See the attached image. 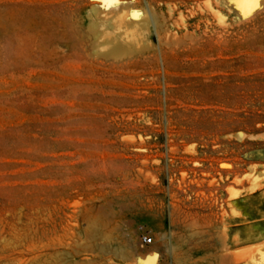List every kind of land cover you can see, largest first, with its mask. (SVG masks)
Masks as SVG:
<instances>
[{
	"label": "rangeland",
	"instance_id": "374dc122",
	"mask_svg": "<svg viewBox=\"0 0 264 264\" xmlns=\"http://www.w3.org/2000/svg\"><path fill=\"white\" fill-rule=\"evenodd\" d=\"M153 262L264 264V0H0V264Z\"/></svg>",
	"mask_w": 264,
	"mask_h": 264
},
{
	"label": "bare ground",
	"instance_id": "6f19581e",
	"mask_svg": "<svg viewBox=\"0 0 264 264\" xmlns=\"http://www.w3.org/2000/svg\"><path fill=\"white\" fill-rule=\"evenodd\" d=\"M106 1V0H105ZM107 1H109V0H107ZM243 5H245V4H243ZM209 8V7H208ZM245 8V7H244ZM93 11V10H92ZM97 16V15H96ZM93 17V16H92ZM93 21H91V23H92ZM95 22V21H94ZM106 23V22H105ZM91 26H90V30L92 31V32H95L96 30H97V28H96V24L95 23H92V24H90ZM88 29V28H87ZM133 41V40H132ZM110 42V41H109ZM112 43V42H111ZM129 45V44H128ZM131 45V44H130ZM123 48V47H122ZM121 49L120 48H118V47H116L113 51H112V55L114 56L115 54H120L121 53ZM215 180V179H214ZM213 180V181H214ZM212 181V182H213ZM216 181V180H215ZM204 182V181H203ZM211 182V183H212ZM208 183V182H207ZM210 183V184H211ZM213 184V183H212ZM200 185V184H199ZM218 185V184H217ZM222 193V192H221ZM174 196V195H173ZM226 239V238H225ZM226 243V242H225ZM225 245V244H224ZM224 248V247H223ZM225 252V251H224ZM222 259V258H221ZM223 259H224V257H223ZM222 259V260H223ZM153 261H156L157 262V260L153 257ZM221 262H223V261H221ZM238 262V261H237ZM158 263V262H157ZM153 264H154V262H153ZM156 264V263H155Z\"/></svg>",
	"mask_w": 264,
	"mask_h": 264
},
{
	"label": "built area",
	"instance_id": "2783aa9c",
	"mask_svg": "<svg viewBox=\"0 0 264 264\" xmlns=\"http://www.w3.org/2000/svg\"><path fill=\"white\" fill-rule=\"evenodd\" d=\"M152 243V239L148 238V237H143L142 239V245L147 246L148 244Z\"/></svg>",
	"mask_w": 264,
	"mask_h": 264
},
{
	"label": "water",
	"instance_id": "95a60500",
	"mask_svg": "<svg viewBox=\"0 0 264 264\" xmlns=\"http://www.w3.org/2000/svg\"><path fill=\"white\" fill-rule=\"evenodd\" d=\"M132 16H133L134 19H139L140 18V13L138 11H133L132 12Z\"/></svg>",
	"mask_w": 264,
	"mask_h": 264
}]
</instances>
